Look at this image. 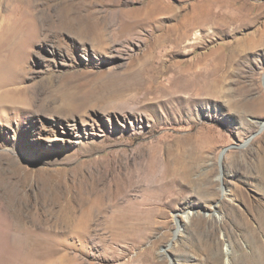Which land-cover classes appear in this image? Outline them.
<instances>
[{"label":"rangeland","instance_id":"rangeland-1","mask_svg":"<svg viewBox=\"0 0 264 264\" xmlns=\"http://www.w3.org/2000/svg\"><path fill=\"white\" fill-rule=\"evenodd\" d=\"M96 25L135 35L59 31ZM188 29L162 58L193 64L175 85L157 58ZM137 62L139 111L84 104L97 72ZM259 202L264 0H0V264H251Z\"/></svg>","mask_w":264,"mask_h":264},{"label":"bare ground","instance_id":"bare-ground-1","mask_svg":"<svg viewBox=\"0 0 264 264\" xmlns=\"http://www.w3.org/2000/svg\"><path fill=\"white\" fill-rule=\"evenodd\" d=\"M126 25V24H125ZM141 25V24H140ZM138 26V25H137ZM121 27V26H120ZM123 28V27H121ZM119 28V29H121ZM61 31L69 32L70 34L74 35V37L79 40V42L82 43V46H86L89 43L92 44L93 47L96 49H99L100 47L104 48L105 46H109V44L112 43H119L122 39V44H125L124 42L129 43L130 38L135 35L132 33L129 35H124L121 30H119V35L116 31L112 30L109 32L108 30L100 29L98 25L96 26H89V27H83V28H67V27H61L59 28ZM193 30L188 29L185 32H180L181 34H175L173 38L170 39V44L165 49H169V52H166V55H159L157 59H159L160 66H157L160 70V74L162 73H169L174 72V77H172L171 80L175 83V85H180L181 83L179 80H188L194 78L193 74L191 73V67L193 64L187 65V62H171L173 60H165L162 59L164 56H175L180 55L183 50L189 47V44L184 45L186 39L191 37ZM46 39V38H45ZM134 39V38H133ZM109 42V43H108ZM253 46V45H252ZM100 48V49H101ZM103 48L101 50H103ZM107 49V47H106ZM105 49V50H106ZM109 49V48H108ZM98 51V50H97ZM172 57V59H173ZM157 61H154L151 63V65H155ZM171 63V64H170ZM150 66V65H149ZM148 66V67H149ZM146 65L140 64V63H131L130 65L119 68V67H111L109 70L106 71H99L97 74L101 75L97 80H95V85H98L102 87L103 92L101 95H94V97L90 100L85 102L84 104H87L89 109H101L104 111L109 112H117L120 111L122 113L127 112H137L141 107H144L143 103L146 100H151L149 97V93L147 91V88L143 86L144 93L143 97L138 98L137 94H127L128 91H133L137 89L139 86L141 87V81H140V73L143 74L148 71H154V69H148ZM155 68V67H154ZM88 74H91V71L86 72ZM159 73V72H158ZM77 74V72H75ZM73 73V75H75ZM196 76H200L201 72H195ZM76 77V76H75ZM102 77V79L100 78ZM158 81V80H157ZM168 81V80H167ZM161 86L163 84L159 83ZM158 86L160 87V85ZM139 85V86H138ZM142 89V90H143ZM177 93H183V94H191L189 89L186 88L184 91V87L180 88L179 86L174 90L175 95ZM201 95V93H200ZM182 98V96H179ZM178 97V98H179ZM93 101H99L101 104H106L107 106L104 108L98 107L100 104H94ZM108 113V112H107ZM227 195V194H225ZM224 207L228 208V210L233 211L235 208L233 205H230L227 200L224 201ZM259 208H261L264 211V205H262L260 202L257 204ZM186 219H189L190 216H184ZM221 217V216H219ZM175 224L177 226V229L175 230V235L173 237V240H175L181 233L182 226H181V219L176 218ZM262 228L264 229V221L262 224ZM255 242L253 243V252L251 256V264H264V249L261 245L260 240L256 237V234L254 235ZM225 253L228 256L226 259V262H229V256L232 253V249L229 245H226L225 247Z\"/></svg>","mask_w":264,"mask_h":264}]
</instances>
